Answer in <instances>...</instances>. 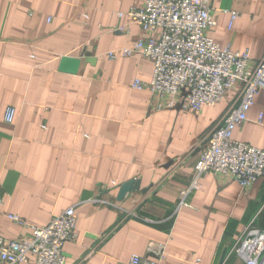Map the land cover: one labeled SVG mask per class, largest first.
I'll list each match as a JSON object with an SVG mask.
<instances>
[{
    "label": "crops",
    "instance_id": "obj_1",
    "mask_svg": "<svg viewBox=\"0 0 264 264\" xmlns=\"http://www.w3.org/2000/svg\"><path fill=\"white\" fill-rule=\"evenodd\" d=\"M143 0H0V239L73 207L77 240L64 264H118L166 245L164 264H245L230 253L254 220L264 230V177L242 188L212 172L193 182L207 135L239 102V88L199 112L150 108L153 63L109 51L155 39L126 12ZM237 12L230 24V12ZM209 36L250 64L264 56V0H213ZM128 31L116 33V28ZM68 58V59H66ZM71 60L72 62L70 63ZM7 107L15 110L4 121ZM233 139L264 150V96L254 97ZM146 193L116 200L124 182ZM184 203V204H183ZM20 264H33V254Z\"/></svg>",
    "mask_w": 264,
    "mask_h": 264
},
{
    "label": "built area",
    "instance_id": "obj_2",
    "mask_svg": "<svg viewBox=\"0 0 264 264\" xmlns=\"http://www.w3.org/2000/svg\"><path fill=\"white\" fill-rule=\"evenodd\" d=\"M212 2L143 0L140 7L131 6L126 12H118V16L127 14L130 21L144 31H157L158 36L138 39L131 47L106 53L110 59L117 54L138 53L152 61L151 80H135L132 87L149 92L150 108L157 110L199 112L202 106L215 105L232 89L239 88L237 106L208 133L207 144L194 167L193 182L181 192L182 197L199 187L198 178L206 172L236 180L242 188L264 177V150L232 137L235 127L246 120L254 97L259 92L264 96V56L252 65L248 50L234 51L209 36L216 21ZM230 15L231 24L237 12L232 11ZM115 31L128 30L118 27ZM14 114V108L7 107L4 121L12 122ZM143 189L134 179L132 188L113 204L123 212L131 213V209L121 202L133 195L143 196L146 193ZM8 216L29 233L15 240L0 239V264L27 262L29 253L33 254V264H64L63 245L77 240V216L73 207L52 216L44 226H34L16 216ZM230 253L236 254L245 264H264V230L251 220L237 235ZM165 257L166 245L155 243L149 246L145 255L133 254L127 262L118 264H164Z\"/></svg>",
    "mask_w": 264,
    "mask_h": 264
},
{
    "label": "water",
    "instance_id": "obj_3",
    "mask_svg": "<svg viewBox=\"0 0 264 264\" xmlns=\"http://www.w3.org/2000/svg\"><path fill=\"white\" fill-rule=\"evenodd\" d=\"M66 59H68V58H66ZM69 61H70V63L72 62L71 60H69ZM133 181H134V179L130 180L128 182H125L120 186L119 195L117 197L118 200L121 199L124 196V194L132 188V182ZM143 191H145V190L143 189Z\"/></svg>",
    "mask_w": 264,
    "mask_h": 264
}]
</instances>
